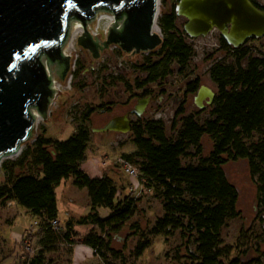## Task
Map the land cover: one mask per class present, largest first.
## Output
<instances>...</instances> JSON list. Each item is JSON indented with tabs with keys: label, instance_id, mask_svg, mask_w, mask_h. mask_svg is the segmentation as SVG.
<instances>
[{
	"label": "trees",
	"instance_id": "1",
	"mask_svg": "<svg viewBox=\"0 0 264 264\" xmlns=\"http://www.w3.org/2000/svg\"><path fill=\"white\" fill-rule=\"evenodd\" d=\"M252 1L264 9V5ZM177 18L175 8L160 17L159 26L164 33L161 56L148 63L149 74L144 84L165 79L175 63L180 74L188 75L195 50L187 42L186 32L178 28ZM221 47L234 58L228 64L217 62L211 67V76L219 90L211 117L201 124L195 112L186 114L185 103L180 104L172 121L176 136L168 135L162 119L140 118L132 126L137 149L122 157L137 168L138 175L132 177L141 181L140 188L154 187L162 199L165 212L156 220L149 235L167 236L180 229L182 236L195 235L198 264H245L240 255L233 256V246L224 245L223 227L228 219L240 215L239 191L230 182L225 165L229 161L248 160L258 185L259 203L264 209V57L252 56L241 46L235 48L223 37ZM246 57L248 64L243 66ZM200 86V79L196 78L187 84V91L195 93ZM149 93L147 89L143 95ZM88 118L89 113L84 115V120ZM205 134L214 141L208 156H202ZM255 134L258 139L252 141ZM90 141L91 129L84 124L66 140L39 134L17 160L2 162L6 182L0 185V202L15 201L35 216L37 220L31 226L37 232L42 231V241L46 244L52 237H61L68 244L77 239L91 247L95 255L107 256L104 250L119 255L103 234L107 235L110 230L118 232L132 217L136 209L135 196H121L112 177L107 174L92 177L82 168ZM191 147L196 148L194 154L189 151ZM190 155L198 157L197 164H183L182 158ZM72 176L78 188L88 190L91 211L80 219L69 218L62 223L56 188ZM101 207L109 208V216H100ZM54 220L59 221V227L53 225ZM76 223H91L93 227L83 236L75 228ZM142 237L134 250L136 257H141L151 245L150 239ZM225 258L229 261L225 262ZM44 260L38 255L29 264H43ZM249 264L263 263L257 259Z\"/></svg>",
	"mask_w": 264,
	"mask_h": 264
},
{
	"label": "rangeland",
	"instance_id": "2",
	"mask_svg": "<svg viewBox=\"0 0 264 264\" xmlns=\"http://www.w3.org/2000/svg\"><path fill=\"white\" fill-rule=\"evenodd\" d=\"M178 1L159 0L158 22L165 12L175 8ZM256 1L264 5V0ZM186 20L181 16L177 18V26L182 32H185ZM110 22L109 17L104 18L99 23V27L106 30ZM97 25L96 22L95 28ZM157 31L164 39L160 26ZM82 32L83 28L81 31L76 30L72 48L70 51H65L72 56V68L65 81L57 78L60 91L50 107L48 119L39 117L33 137L23 144L20 153L5 157L3 161L17 160L27 145L35 142L39 134L43 133L48 137L66 140L75 133L79 125L84 124L91 129L88 157L93 158L96 151L97 155H100L104 149V154L110 157L103 163L100 158V162L105 168H113L108 175L120 182L132 183L131 186L133 185L137 192L140 189L139 183H136L138 180L130 176L116 160L119 153H131L137 149L133 142V132L98 131L93 128L103 127L113 116L122 115L131 110L138 99L145 96L143 92L147 89L152 98L140 117L143 120L162 119L167 125L168 135L176 136L177 131L172 128V121L177 108L185 103L186 114L195 112L197 121L203 124L211 117L210 111L213 105L204 109L197 107L194 103V96L197 92L187 91V84L199 78L201 85L213 88L218 94V85L211 76V67L217 62L228 64L234 57L221 47L222 36L218 29L213 30L207 36L190 37L186 33L187 42L195 50L188 75L180 74L179 66L175 63L172 73L165 79L144 84L143 81L149 74L148 63L160 58L161 46L153 51L132 54L123 51L117 45H112L102 52L100 58L96 59L89 50L78 44V36ZM241 47L246 48L252 56L264 57V36L252 38ZM242 64L247 66V57L243 59ZM87 113H89V118L84 120V115ZM131 118L133 124L140 119L136 115H132ZM257 139L258 134H255L252 141H257ZM202 145V156H208L214 146L210 135L203 136ZM189 151L194 154L196 148L191 147ZM182 159L183 164L198 163V157L194 155L184 156ZM136 166L138 167L137 164ZM225 171L230 182L239 191L237 207L240 215L228 219L223 227L224 245L233 246V256L240 255L245 264L257 259L264 264V209L259 203L258 185L253 179L248 160L229 161L225 165ZM73 179L72 176L64 180L56 188L58 216L62 223L69 218L80 219L91 211L88 190L78 188L73 184ZM5 182L6 176L1 167L0 185ZM134 196L136 209L132 217L118 232L110 230L107 235L103 234L105 240H110L111 246L120 254L114 255L104 250L103 252L107 255L104 257L95 255L91 248L77 246L83 244L77 239L75 243L69 242L68 244L61 237H52L51 241L46 244L42 241V231L37 232L30 229L31 232H28V228L37 220L35 216L15 202L5 204L0 202V264H29L38 255L45 258L43 264H198L195 260L197 246L194 234L187 233L186 236H182L181 230L177 229L167 236L149 235L156 220L165 212L162 199L157 195L155 188L144 185V189ZM99 214L105 218L109 216L110 210L101 207ZM91 226V223H76L75 228L84 236L91 231ZM25 230H27L26 233ZM95 230L102 233L99 227H95ZM23 233L25 234L22 240ZM142 236L150 239L151 245L141 257H136L134 250ZM29 247L34 251H30ZM78 249H82V252L88 251L80 254ZM82 254L84 257L75 258L76 255ZM224 260L229 261L227 258Z\"/></svg>",
	"mask_w": 264,
	"mask_h": 264
},
{
	"label": "water",
	"instance_id": "3",
	"mask_svg": "<svg viewBox=\"0 0 264 264\" xmlns=\"http://www.w3.org/2000/svg\"><path fill=\"white\" fill-rule=\"evenodd\" d=\"M159 0H0V168L3 159L17 155L34 135L39 117L48 119L59 91L55 79L65 81L72 56L65 52L73 21L82 23L78 44L93 57L112 45L138 54L163 44L155 30ZM178 16L186 18L190 37L207 36L218 29L231 46L264 36V9L252 0H179ZM100 13L114 17L107 33L95 30ZM92 28L98 33L93 34ZM131 54H127V56ZM217 92L201 85L194 103L212 105ZM151 96L131 110L141 116ZM98 131L131 132L129 113L112 117Z\"/></svg>",
	"mask_w": 264,
	"mask_h": 264
},
{
	"label": "crops",
	"instance_id": "4",
	"mask_svg": "<svg viewBox=\"0 0 264 264\" xmlns=\"http://www.w3.org/2000/svg\"><path fill=\"white\" fill-rule=\"evenodd\" d=\"M104 152H105L104 149H102V152H101L100 155H97L98 154L97 151L94 152L93 158L92 157H88V155H87V160L82 164V168L86 172H88L92 177H102L103 175H105V174L108 175L111 171H113L112 167L105 168V166L102 165L101 162H100V158H102V163L109 160L110 155H108V154L105 155ZM123 154H125V152L119 153L117 158L121 157ZM108 176H110V175H108ZM114 180L116 182L117 187L119 188V194L121 196L128 195V194L134 196L135 194L137 195L139 193V191L141 192L143 190V188H140V190L135 192V187L133 185L131 186L132 183H123V182H120V181H118L116 179H114ZM70 183H72V182H70ZM136 183H138V181ZM73 184H74V179H73ZM68 185H67V187H68ZM12 202H15V201H12ZM25 211H27V210L25 209ZM91 227H93V226H91ZM22 236H24V233L21 235V237ZM77 246L84 247L86 245L82 244V245H77ZM86 247L91 248L89 246H86ZM87 251L88 250H86V252ZM86 252H82V249H80V250L78 249V253H80V254L81 253H86ZM93 252H94V250H93ZM82 257H84V254L75 256V258H82ZM73 258H74V255H73ZM75 258H74V261H76ZM82 263H84V262H82Z\"/></svg>",
	"mask_w": 264,
	"mask_h": 264
},
{
	"label": "built area",
	"instance_id": "5",
	"mask_svg": "<svg viewBox=\"0 0 264 264\" xmlns=\"http://www.w3.org/2000/svg\"><path fill=\"white\" fill-rule=\"evenodd\" d=\"M108 17L110 18L111 22L108 24V27H107V29L105 30L106 33H107V30H108L110 24L114 21V17H113L112 15L108 14V13H100V14L98 15V17H97V21H96V22L98 23V25H97L96 28H95L96 31H98V29H99V23H100L104 18H107V19H108ZM95 30H93V28H92V33L94 34V32H95L96 34H98ZM56 80H57V82H56ZM56 80H55V87L58 89V91H60V83H59V80H58V79H56ZM117 162H118L119 164H121V165L125 168V170H126L131 176H137V175H138V170H137V168H136V167L133 165V163L130 162L129 160H127V159H125V158H123V157L121 156V157H119V158L117 159ZM138 183L141 184V181H138ZM53 225H54L56 228L59 227V221H58V220H54V221H53ZM30 229H34V230H36V228H35L34 226H31V227L29 228L28 232H31ZM27 236H28V235H27ZM23 237H24V236H22V240H23ZM21 242H22V241H21ZM29 250H30V251H34L31 247H29Z\"/></svg>",
	"mask_w": 264,
	"mask_h": 264
},
{
	"label": "bare ground",
	"instance_id": "6",
	"mask_svg": "<svg viewBox=\"0 0 264 264\" xmlns=\"http://www.w3.org/2000/svg\"><path fill=\"white\" fill-rule=\"evenodd\" d=\"M77 29H79V31L82 30V23L79 21H73L72 26H71V33H70L69 39L65 46V51H70V48H72V43L74 41V33L76 32ZM158 29H159L158 27H155V30H158ZM94 34L96 33L94 32Z\"/></svg>",
	"mask_w": 264,
	"mask_h": 264
},
{
	"label": "flooded vegetation",
	"instance_id": "7",
	"mask_svg": "<svg viewBox=\"0 0 264 264\" xmlns=\"http://www.w3.org/2000/svg\"><path fill=\"white\" fill-rule=\"evenodd\" d=\"M175 5H176V4H175ZM150 96H151V95H150ZM144 97H147V96H143V97H141V98H144ZM141 98L138 99V102H139V100H140ZM151 98H152V96H151ZM150 100H151V99H150ZM138 102L135 104V106L138 104ZM135 106H134V107H135ZM134 107H133V108H134ZM133 108H132V109H133ZM132 109H131V110H132ZM131 110H129V111L126 112V113H129V114H130V117H131L132 115H135V114H132V113H131ZM126 113H124V114H126ZM142 114H143V113H142ZM122 115H123V114H122ZM116 116H118V115H116ZM136 116H137V115H136ZM141 116H142V115H141ZM141 116H137V117L140 118ZM113 117H115V116H113ZM132 126H133V119H132Z\"/></svg>",
	"mask_w": 264,
	"mask_h": 264
}]
</instances>
